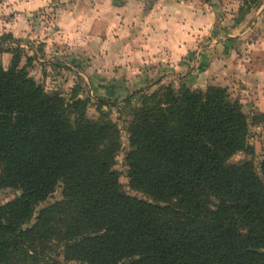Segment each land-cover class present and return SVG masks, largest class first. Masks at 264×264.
Returning a JSON list of instances; mask_svg holds the SVG:
<instances>
[{
  "label": "trees",
  "instance_id": "trees-1",
  "mask_svg": "<svg viewBox=\"0 0 264 264\" xmlns=\"http://www.w3.org/2000/svg\"><path fill=\"white\" fill-rule=\"evenodd\" d=\"M87 106L46 92L14 59L0 66V190L21 192L0 205V264H264V144L258 172L226 163L253 153L226 88L142 95L124 164L144 199L114 169L117 125ZM252 124L264 130V113ZM58 186L61 198L30 225Z\"/></svg>",
  "mask_w": 264,
  "mask_h": 264
},
{
  "label": "crops",
  "instance_id": "crops-1",
  "mask_svg": "<svg viewBox=\"0 0 264 264\" xmlns=\"http://www.w3.org/2000/svg\"><path fill=\"white\" fill-rule=\"evenodd\" d=\"M53 22L56 51L95 86L132 93L197 75L198 85L229 87L264 112V0H89L57 9Z\"/></svg>",
  "mask_w": 264,
  "mask_h": 264
},
{
  "label": "rangeland",
  "instance_id": "rangeland-1",
  "mask_svg": "<svg viewBox=\"0 0 264 264\" xmlns=\"http://www.w3.org/2000/svg\"><path fill=\"white\" fill-rule=\"evenodd\" d=\"M81 1L87 3L89 0H36L38 3L35 6L36 8L26 9L25 11L28 12L24 14L22 12L17 13L18 6L22 3L26 6L29 2L32 3V0H0V66L8 69L14 59L17 61L18 67H24L29 77L41 85L46 92H57L65 99L71 97L84 99L88 101L87 116L89 118L104 117L106 121L116 124L120 132L121 148L116 156L114 169L119 175L122 190L129 196L144 199L143 195L131 190L128 186L127 168L124 164L125 153L128 150L126 128L127 123L131 120L133 110L141 104L142 95L150 94L158 87L155 89H144L143 87L128 93L125 89L120 90L114 86L111 88L98 80L99 84L95 86L91 83V79H87L88 75L79 66L78 60L68 57L61 48L56 51L55 42H53L55 39L50 38H54L57 34L54 31L57 25L53 22L55 12L66 4ZM203 1L210 2L211 0ZM197 59L199 58L195 55L191 57V61H199ZM203 67L204 64L201 63L198 69L200 70ZM196 78L197 75L183 80L171 77L161 85H172L175 89H178L183 84L191 90L202 92L212 86V81L198 85ZM226 90L231 100L241 105V109L247 117V146L253 152L240 151L228 158L226 163L228 165H238L249 162L258 172L262 159L264 130L261 125L252 124V120L256 114L264 112L255 106L253 99H244L241 97L242 93H237L236 90L229 87ZM60 193L61 188L58 186L45 201L36 207L30 225L34 223L37 212L41 208L61 198ZM20 194L21 192L15 188L0 190V205L13 200ZM210 201L212 203V200ZM209 207L212 209V205H209ZM54 259L63 264L60 256H54Z\"/></svg>",
  "mask_w": 264,
  "mask_h": 264
}]
</instances>
